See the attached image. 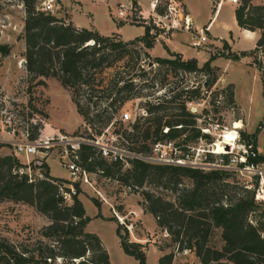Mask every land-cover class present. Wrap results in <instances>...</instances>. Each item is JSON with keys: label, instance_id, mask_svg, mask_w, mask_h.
Returning <instances> with one entry per match:
<instances>
[{"label": "trees", "instance_id": "trees-1", "mask_svg": "<svg viewBox=\"0 0 264 264\" xmlns=\"http://www.w3.org/2000/svg\"><path fill=\"white\" fill-rule=\"evenodd\" d=\"M20 3L24 12L21 29L24 67L29 78L52 76L67 90L83 123V132L78 134L77 129L71 135L93 139L112 124L113 114L125 101L142 97L137 105L140 114L132 120H119L126 124L114 132L118 144L126 151L146 156L152 143L158 140L178 138L175 143L183 149L187 141L208 137L196 124L197 113L186 106V102L200 97L199 85H188L183 79L179 83L166 79L176 76L179 70L202 71L208 76L203 85H211L218 76L217 67L210 64L215 52L201 64L194 57L181 58L167 48L166 56H152L146 48L152 45L156 33L150 34L148 24H139L143 33L137 38L122 40L115 33L102 34L92 27L64 22L50 11L40 9L38 0ZM234 18L239 27L256 30L258 35L254 47L248 51L224 53L222 48L227 47L224 42L216 53L230 59L254 54L264 46V3L237 0ZM5 50L0 45V51ZM118 61L120 68L106 79L98 76L102 69ZM166 82L173 85L160 94L143 92L157 90ZM35 83L46 84L42 78ZM212 96V103L219 105L223 101L226 109L233 102L232 84L213 91ZM27 104L30 105L29 97ZM164 126L166 131H162ZM38 127L37 123L31 125L28 139L36 137ZM240 133L255 142V131ZM74 154V161L85 171L114 178L128 188L148 183L168 190L169 197L151 189L140 191L143 210L153 216L156 226L167 232L168 243L173 246L160 254L155 264H170L173 252L184 249L192 251L199 264H264V205L254 198L253 188L227 180L232 171L155 163L134 156H126L127 166H123L116 155L104 156L88 142H79ZM207 157L212 158V154ZM256 159L264 161V154L259 153ZM36 166L43 172L29 180L24 163L12 153H0V201L26 203L48 219L34 238L11 240L0 236V264H111L98 235L85 229L91 216L85 213L77 196L78 182H71L75 191L69 202L64 201L59 189H67L64 184L68 180L51 175L43 161ZM91 201L99 207L97 200ZM94 216H100L99 212ZM120 227L121 224H116L114 231L122 251L136 259L137 264H145L143 245L128 240L127 232L124 229L126 233H121ZM213 229L218 230L219 245L211 241Z\"/></svg>", "mask_w": 264, "mask_h": 264}, {"label": "rangeland", "instance_id": "rangeland-1", "mask_svg": "<svg viewBox=\"0 0 264 264\" xmlns=\"http://www.w3.org/2000/svg\"><path fill=\"white\" fill-rule=\"evenodd\" d=\"M41 1L44 0H38V7ZM253 1L264 3V0ZM174 2L176 4L179 3L178 0H174ZM51 3V8L48 11L62 18L64 22H70L67 18L71 14L73 20L79 22L81 26L89 27L92 25L93 28H97L98 32L102 34L115 33L122 40L140 36L143 33V26L139 25L141 23L148 24L151 27L150 34L156 33L154 41H156V38H161V36H170L171 31L177 30V28H172L164 32L165 24L170 22L169 16H164L167 0H52ZM121 3L126 6L127 14L125 17L120 18L116 16V9ZM191 4L194 9L196 8L199 11L196 19L202 21V18L206 20L210 17L213 9L211 2L207 3L206 9L201 6L200 10L199 1L196 0ZM23 16L24 12L20 0H0V45L6 48L4 52L0 51V153L14 154L20 162L25 164V167L29 166L31 177L42 174V169L36 165L43 161L51 175L68 180L64 184L68 187L74 179L70 178L64 166L66 158L64 150L68 151L70 148L69 144L74 143L76 139H80L79 136L71 134L77 129H80L77 132L78 134L83 132V123L80 121L79 115L69 99L67 90L62 88L54 77L37 76L34 79L29 78V74L24 67L23 56L21 55L23 50L21 37ZM199 27L196 26V28ZM212 32L216 35L220 34V30L217 27H212ZM158 34L161 36H157ZM181 37L184 38L182 35ZM162 40L153 43L151 47L152 53L163 52L165 50L164 45L171 43L169 39L164 38ZM239 40L244 46H250L253 41L251 38H239ZM176 42L181 47L185 46L183 43ZM211 47V50H214L212 52L216 54V50H219V48L214 49L216 46L213 45ZM192 51V48L187 49L186 55ZM249 55V62L246 65L232 63L234 64L233 67L227 68V74L224 78V81L228 77L235 79L234 99L236 103L248 111L246 126L245 114L233 102L230 105L232 109L229 110L230 106L225 109L224 105L226 103L223 101L219 105L211 102L213 91L222 87L220 86L221 82L218 80L220 75L218 67L216 69L218 76L209 86L203 85V80L207 79L208 76L206 74L203 75L202 71L182 72L179 70L176 76H168L166 81L172 80L179 83L183 79L188 85H199L200 97L192 100L193 102H198V104H193L198 115L196 118L198 126H202L207 121L214 119L227 125L231 120L240 118L242 122L241 130L245 133L255 131V144L260 146V153L264 154V134L257 127L260 114L264 108L261 93L263 82L259 69L253 64V53ZM222 56L216 58L213 63L222 67L226 62ZM120 64L121 62L118 61L113 66L102 69L98 76L106 79L115 69L120 68ZM38 78L45 80L46 84L42 86L35 83ZM172 85L171 82H166L161 87L158 86L157 90L148 89V91H145L144 89L143 92H152V96H154ZM247 93L251 94L250 97H248ZM28 97L30 105L27 104ZM141 99L142 97H133L125 101L113 114L111 118L113 122L110 125V129L113 131L109 129L110 133L106 132L104 134V138L107 137L108 144L115 146L117 149L122 148L117 142V137L116 139L111 137L114 136L116 129L121 130L126 124V122L120 123L121 120L118 118V114L120 111L125 110L130 114L131 118H134L141 112L137 106ZM186 106H188L187 103ZM44 122L47 125H44ZM35 123L39 125L36 137L41 135L42 128L46 129L45 134L53 136L52 142L49 141L48 148L42 153L39 152L28 156L22 153H14L13 143L23 140L25 132H30L31 125ZM47 126H53V128L56 126L57 131L55 129L52 132H48ZM246 128L252 130L247 131ZM207 135L208 137L203 138L206 142L213 138L212 135ZM178 140L180 139H175V141ZM197 141H187L186 144L194 145ZM216 157L217 155L212 154V159ZM123 166H127V164L123 162ZM232 174L227 180H233L237 184L242 185L251 184L253 186L255 183L253 178H248L236 172ZM86 177L89 183L75 179L80 190L77 196L81 200L86 214L90 216L97 210L96 212H99L100 216H94L95 214L91 216V220L86 223L85 229L98 235L108 253L111 264H137L136 259L122 251L114 231L116 224H121L120 232L124 233L126 231L128 240L138 241L143 245L145 264H155L160 254L173 248L168 243L169 235L167 232L156 226L153 216L145 212L141 205L140 191L142 189H151L162 197H169L167 189L153 187L148 183L128 188L127 185L120 183L116 179L105 177L98 172L86 173ZM183 182L189 184L187 178H183ZM91 198L99 202V207L92 203ZM69 201L70 199L67 202ZM261 203V206H263V201ZM132 212H135V215ZM117 216H120L127 226L120 223ZM104 217H111L112 219H105ZM47 222V217L36 211L31 205L10 200L0 201V236H5L11 240H18L26 236L34 238L37 235V230ZM211 241L215 245H219L220 240L217 229H213ZM170 264L199 263L192 251L184 249L173 252Z\"/></svg>", "mask_w": 264, "mask_h": 264}, {"label": "built area", "instance_id": "built-area-1", "mask_svg": "<svg viewBox=\"0 0 264 264\" xmlns=\"http://www.w3.org/2000/svg\"><path fill=\"white\" fill-rule=\"evenodd\" d=\"M51 1L52 0L41 1L39 8L42 10L50 9L52 5ZM229 1L237 3V0ZM126 14V6L123 3L119 4L116 9V16L121 18L125 17ZM164 16H169L170 20L169 24H165L164 32L172 28L186 30L189 33L188 44L190 46L196 48L204 47L209 50L212 49L207 36L209 23L204 26H200L199 28L193 27L191 25L190 17L182 9L180 3L176 4L174 0H167L166 12L164 13ZM215 48L216 47H214V49ZM252 60L254 62L253 64L259 69L261 80L263 82L262 100L264 104V46L259 47L254 51ZM186 103L189 111H196V107L193 104H198V102L188 101ZM229 109H232V107L230 106L228 110ZM118 118L121 121L133 119L125 110L119 112ZM234 120L240 121V124L238 126H234ZM234 120H231V122L227 125L216 121V119L207 121L206 124L202 126L197 125L202 133L212 135L213 138L207 142L202 138H199L194 145L187 144L183 149H181L173 139L155 141L152 143L150 153L146 156L133 154L123 148L117 149L115 146L108 144L107 137L104 138V134L106 132L110 133V122L103 128L101 133L95 135L93 139H84L79 137L80 139H76L74 143L69 144L70 148L68 151L66 149L64 150L66 155L64 166L66 167L70 178L74 180L78 179L84 183H89V180L86 177V173L89 172L79 167L74 161V157H76L74 150L78 148L79 142H88L96 146L102 155L112 157L116 155L123 162H125L124 158L126 156H134L155 163L183 165L203 170L217 168L239 173L248 178L254 179L255 183L253 186L251 184H244L243 186L246 188H253L254 198L256 200L263 201L264 203V161L256 159L260 151L258 150L255 142H253L249 137H243L241 135V119L237 118ZM257 127L259 131L264 134V110ZM166 130L167 127L164 126L162 131ZM111 137L112 139H116V134L114 133V136ZM52 138L53 136L51 134L41 133V135H38L33 139H28L27 132H25L23 140L15 141L13 143V152L16 154L22 153L25 156L34 155L39 152L42 153L46 150V148H48L49 141L52 142ZM217 146L220 147L221 151H215ZM207 154H214L217 155V157L215 159L208 158ZM29 169V166L25 167V172L30 180L31 174ZM59 190L64 201H68L70 199V194L75 191L72 184H69L67 189L60 188ZM132 214L135 215V212H132ZM117 219L120 223L127 226L120 216H117Z\"/></svg>", "mask_w": 264, "mask_h": 264}, {"label": "crops", "instance_id": "crops-1", "mask_svg": "<svg viewBox=\"0 0 264 264\" xmlns=\"http://www.w3.org/2000/svg\"><path fill=\"white\" fill-rule=\"evenodd\" d=\"M182 9L188 14V16L190 17L191 20V25L193 27L196 26H204L205 24L209 23V27H208V31H207V36H208V42L213 45L216 46L217 48H221L222 44L225 42L227 44L226 48H222L223 51L222 52H227V51H233V52H238L240 50H251L254 47L255 44V39L258 35V32L256 30H248L245 28H241L237 25L235 18H234V7L236 5L235 2H231L229 0H197L200 3V8L201 6L203 8L206 7L208 2H211L213 4L212 6V12L210 14V17L208 19H203L202 21H199V19H196L197 15L199 14V11L195 8H193L192 6V2L196 1V0H178ZM253 1V0H252ZM254 2V1H253ZM254 3H262L259 1H255ZM206 9V8H205ZM68 21H70L73 25L75 26H81L79 22H75L73 20V16L70 14L69 17L67 18ZM89 27H92L89 26ZM212 27H217L220 30V34L216 35L215 33L212 32ZM93 28V27H92ZM94 29L97 30L96 27H94ZM98 31V30H97ZM181 35L185 38H182ZM119 36V35H118ZM157 36H161L160 34H158ZM120 37V36H119ZM169 39L170 40V44H165V50H170V51H174L179 53V55L181 56V58H188V57H194L197 61V64H201L204 60H206L209 56V54L213 53L212 51L206 50L204 47H192L188 44V40H189V33L186 30H181V29H177L176 31H171L170 36H166V37H162L161 38H156V41H163L162 39ZM239 38L241 39H253L252 43L250 46H244L241 44V41L239 40ZM154 41V42H156ZM176 41L185 44L184 47H181ZM153 42V43H154ZM152 43V45H153ZM148 47L146 50L147 52L152 55V56H166L167 55V51L164 50L163 48V52H159V53H152L151 52V47ZM167 48V49H166ZM192 48L193 51L189 54L186 55V50ZM186 49V50H185ZM214 54V53H213ZM219 56H222L220 54H218V52L214 55V57L210 60V64L214 65L216 67H218V69L220 70V75L218 77V80L221 82L220 86H223L227 83H231L232 84V90H233V103L236 105V107L245 114V126H246V122H247V118H248V111H246L247 109H245L244 107H241L238 103L235 102L234 99V92H235V79L233 77H228L225 81V75L227 74V68L229 67H233L234 64L232 63H242L243 65H246L249 62V54H244L239 56L238 59H230L226 56H222L225 58L226 62L224 63V65L222 67H219L218 65L214 64V60L216 58H218ZM252 75V74H251ZM254 75V74H253ZM260 83V82H259ZM261 93H262V88H261ZM248 97H250V93H247ZM264 110V108H263ZM263 110L260 114V118L262 116ZM80 118V117H79ZM259 118V120H260ZM259 122V121H258ZM257 122V123H258ZM44 125H47L46 122H44ZM257 126V125H256ZM46 127V126H45ZM60 127V126H59ZM43 130H41V132L43 134H45V130L44 128H42ZM56 129L57 131V127L55 126V128L47 126V131L48 132H52ZM64 129V128H63ZM247 131H250L252 129H248L246 128ZM65 130V129H64ZM258 150L261 151L260 146H258ZM97 211V210H96ZM93 212L92 215L93 216L95 213ZM102 214V213H101ZM143 214V213H141ZM103 216H105L104 214H102ZM94 218V217H93ZM91 220V219H90Z\"/></svg>", "mask_w": 264, "mask_h": 264}, {"label": "bare ground", "instance_id": "bare-ground-1", "mask_svg": "<svg viewBox=\"0 0 264 264\" xmlns=\"http://www.w3.org/2000/svg\"><path fill=\"white\" fill-rule=\"evenodd\" d=\"M239 124H240V121L237 120V121H234V124L233 125L234 126H238ZM215 151H221L220 147L217 146Z\"/></svg>", "mask_w": 264, "mask_h": 264}]
</instances>
